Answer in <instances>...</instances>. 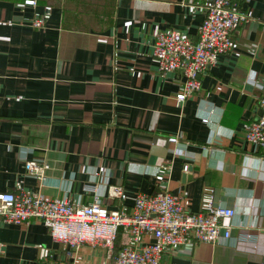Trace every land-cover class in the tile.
Segmentation results:
<instances>
[{
    "label": "crops",
    "instance_id": "crops-1",
    "mask_svg": "<svg viewBox=\"0 0 264 264\" xmlns=\"http://www.w3.org/2000/svg\"><path fill=\"white\" fill-rule=\"evenodd\" d=\"M33 1L0 0V192L86 204L90 184L108 208L132 211L135 193L168 190L197 212L210 188L234 210L223 219L231 237L179 246L161 264H264V148L245 139L262 114L264 0H232L249 20L181 106L184 77L159 73L153 29L196 41L209 0ZM40 16L43 26H32ZM30 159L49 165L42 182L26 173ZM109 185L126 199L107 197ZM245 233L254 241L238 239ZM124 241L120 231L109 255L56 242L37 221H0V264H113Z\"/></svg>",
    "mask_w": 264,
    "mask_h": 264
},
{
    "label": "built area",
    "instance_id": "built-area-1",
    "mask_svg": "<svg viewBox=\"0 0 264 264\" xmlns=\"http://www.w3.org/2000/svg\"><path fill=\"white\" fill-rule=\"evenodd\" d=\"M248 20L249 16L236 2L209 0L196 41L177 30L161 31L158 26L154 27L151 56L159 73L179 71L184 77L181 90L175 95L176 106H181L199 90L200 75L216 64L219 55L233 50L234 31ZM31 24L42 27L44 19L34 18ZM256 86L261 89L258 105L262 114L247 126L245 139L255 147L264 148V80L256 82ZM176 140L170 138V141ZM24 166L26 173L40 182L49 168L41 159L26 160ZM183 169L187 171L188 166L184 164ZM85 189L95 193L93 200L86 204L39 192H0V221L16 225L37 221L49 229L56 242L72 249L84 244L99 245L109 255L122 231L125 241L117 250L113 264H161L162 256L179 246L190 252L198 242L218 243L231 237V226L223 223V219L232 217L234 210L215 204L210 188L204 189L201 209L197 212L186 207L182 196L168 190L135 193L132 211H128L124 206L111 209L105 206L94 186L88 184ZM106 196L119 200L127 197L119 185H109ZM238 239L254 241L255 238L245 233Z\"/></svg>",
    "mask_w": 264,
    "mask_h": 264
},
{
    "label": "water",
    "instance_id": "water-1",
    "mask_svg": "<svg viewBox=\"0 0 264 264\" xmlns=\"http://www.w3.org/2000/svg\"><path fill=\"white\" fill-rule=\"evenodd\" d=\"M188 170H189V171L191 170V167H190V166H188Z\"/></svg>",
    "mask_w": 264,
    "mask_h": 264
},
{
    "label": "trees",
    "instance_id": "trees-1",
    "mask_svg": "<svg viewBox=\"0 0 264 264\" xmlns=\"http://www.w3.org/2000/svg\"><path fill=\"white\" fill-rule=\"evenodd\" d=\"M119 249V248H118Z\"/></svg>",
    "mask_w": 264,
    "mask_h": 264
}]
</instances>
